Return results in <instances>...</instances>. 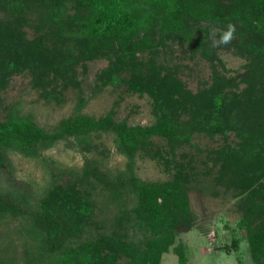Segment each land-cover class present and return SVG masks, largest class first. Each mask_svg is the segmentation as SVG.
<instances>
[{
  "label": "trees",
  "instance_id": "1",
  "mask_svg": "<svg viewBox=\"0 0 264 264\" xmlns=\"http://www.w3.org/2000/svg\"><path fill=\"white\" fill-rule=\"evenodd\" d=\"M229 23L236 32L227 45L251 55L237 81L218 74V47H212L209 36L212 28L224 30ZM177 42L191 53L208 46L202 54L214 81L195 95L179 78L180 65L171 66L167 52L160 57V50ZM100 58L108 64L95 74L94 91L125 84L130 91L147 92L154 120L129 124L116 119L113 110L94 117L77 106L46 130L13 105L0 116V170L10 168V150L35 156L62 138L103 132L113 136L126 157L127 173L111 178L88 159L80 176L50 167V187L34 209L0 191V216L31 220L42 235L47 264H164L162 255L170 249L179 263L190 264L176 229L195 219L188 191L198 180L189 162L170 157L179 147L193 145L195 136L234 130L238 143L216 152L227 172L224 185L238 199V225L246 232L250 264H264V0H0V91L12 73L29 65L33 87L58 99L60 87L78 85L87 63ZM239 82L246 86L237 93L232 87ZM140 154L162 159L165 168L176 171L169 179L143 180L135 173ZM91 179L107 186L117 200L110 230L93 219ZM238 240L232 237L223 250L237 249Z\"/></svg>",
  "mask_w": 264,
  "mask_h": 264
},
{
  "label": "rangeland",
  "instance_id": "2",
  "mask_svg": "<svg viewBox=\"0 0 264 264\" xmlns=\"http://www.w3.org/2000/svg\"><path fill=\"white\" fill-rule=\"evenodd\" d=\"M199 35L202 33L199 32ZM217 49L216 56L221 64L215 63L216 59L213 63L219 70L218 74L226 78L233 77L237 81V75L246 71L250 53L246 50L237 51L230 45H222ZM203 50H208V46L199 45L191 53L185 43L178 42L160 50L161 58L163 52H167L171 66L175 63L180 65L178 76L194 95L214 81L215 73L210 61L203 57ZM144 56L147 57L146 54ZM107 64L106 58L89 61L84 74L78 75L79 84L60 87V91L55 93L58 99L47 97L41 88L33 87L32 69L29 65H23L21 71L9 76L6 88L0 91L3 100L0 116L3 117L9 107L14 105L39 126L51 130L61 118L73 114L79 106L80 112L94 117L113 110L116 119H124L129 124H150L156 112L153 98L147 92L130 91L125 84L118 87L107 85L99 92L94 91L95 74ZM77 71H81V68L78 67ZM245 86V83L239 82L232 90L239 93ZM80 98L84 100L82 104ZM155 140L158 144H164L162 140ZM238 141L234 130L211 138L195 136L193 145L179 147L170 157L182 164L189 162L192 167L190 169L189 166V171L195 172L198 180L194 188L188 191L195 219L190 226H178L176 229V241L186 245L185 254L190 264L251 263L245 229L238 225L242 214L238 209V199L232 195V187L224 185L227 172L222 171V160L216 152L219 147L235 146ZM8 156L11 166L6 167L7 170H0V191L17 195L27 210L34 209L39 197L50 187V167L80 176L84 162L88 159L95 161L101 169L108 170L111 178L127 173L126 157L116 149L113 136L103 132H93L81 138H62L35 156H25L12 150ZM163 162L162 159L140 154L136 160L135 173L147 181L169 179L176 168H165ZM87 188L94 201L93 219L110 230L118 212L117 200L107 186L95 179H91ZM232 237L239 239L237 249L230 247L229 250H223V245L229 244ZM42 248V235L28 217L0 216V264H47L49 257L41 255ZM162 262L182 264L171 249L162 255Z\"/></svg>",
  "mask_w": 264,
  "mask_h": 264
},
{
  "label": "clouds",
  "instance_id": "3",
  "mask_svg": "<svg viewBox=\"0 0 264 264\" xmlns=\"http://www.w3.org/2000/svg\"><path fill=\"white\" fill-rule=\"evenodd\" d=\"M236 25L229 23L224 30L212 28L209 34L212 41V47L227 45L235 38ZM218 37V38H217Z\"/></svg>",
  "mask_w": 264,
  "mask_h": 264
}]
</instances>
